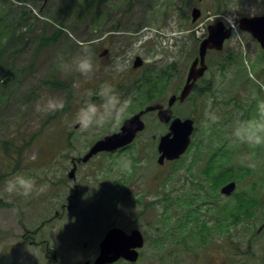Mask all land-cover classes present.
Segmentation results:
<instances>
[{
	"label": "rangeland",
	"instance_id": "374dc122",
	"mask_svg": "<svg viewBox=\"0 0 264 264\" xmlns=\"http://www.w3.org/2000/svg\"><path fill=\"white\" fill-rule=\"evenodd\" d=\"M263 14L264 0H0V35L16 36L0 59V264L4 244L71 243L69 228L99 243L113 226L143 233L136 264H264V132L241 138L264 120V50L239 24L222 51L208 52L199 93L173 106L195 120L183 157L158 164L169 124L149 112L131 146L81 160L127 118L180 93L209 25ZM85 56L93 68L81 72ZM169 65L170 79L157 80ZM146 77L156 87L138 89ZM212 158V174H225L217 189L203 172ZM17 173L34 180L27 196L6 190ZM231 181L232 196L219 194ZM242 199L243 218L228 217Z\"/></svg>",
	"mask_w": 264,
	"mask_h": 264
},
{
	"label": "water",
	"instance_id": "95a60500",
	"mask_svg": "<svg viewBox=\"0 0 264 264\" xmlns=\"http://www.w3.org/2000/svg\"><path fill=\"white\" fill-rule=\"evenodd\" d=\"M192 16L193 21H196L201 16L200 9H193ZM239 26L241 30L250 32L264 49V15L258 17H243L239 20ZM208 31L209 35L200 44L199 56L191 65L187 81L179 96L172 95L168 100L167 107L160 103L149 105L138 114L126 119L119 132L107 135L103 139L98 140L82 158L83 162L88 161L100 152H114L129 146L138 134L145 129L142 116L152 111L158 112V117L162 123H170V131L161 136L159 140L158 150L160 157L158 163L163 165L166 160H177L187 151L191 143V135L194 131V120L191 118L183 120L179 117H174L172 108L178 99L182 102L186 100L191 94L196 81L205 74L208 68L206 64L208 51L222 50L225 41L232 35V29L226 28L221 21L210 25ZM142 64L143 60L137 57L134 67L138 68ZM75 171L76 169L74 168L70 172L69 178H75ZM235 188L236 183L231 182L222 188V193L230 195ZM143 245L144 238L140 230L135 229L127 233L122 229L114 228L108 232L102 241L101 253L95 264L113 263L120 257L135 262L139 258L138 248H142Z\"/></svg>",
	"mask_w": 264,
	"mask_h": 264
},
{
	"label": "flooded vegetation",
	"instance_id": "af4514ba",
	"mask_svg": "<svg viewBox=\"0 0 264 264\" xmlns=\"http://www.w3.org/2000/svg\"><path fill=\"white\" fill-rule=\"evenodd\" d=\"M61 229L66 230L63 227ZM68 230V235H75L71 243L30 241L4 244L2 264H94L101 251L100 242L96 243L87 233L75 232L71 228ZM34 235L31 233L30 238ZM119 261L129 263L123 259Z\"/></svg>",
	"mask_w": 264,
	"mask_h": 264
},
{
	"label": "clouds",
	"instance_id": "9594fccd",
	"mask_svg": "<svg viewBox=\"0 0 264 264\" xmlns=\"http://www.w3.org/2000/svg\"><path fill=\"white\" fill-rule=\"evenodd\" d=\"M221 22L224 23L226 28L236 30L238 28V20L232 17L223 16L221 17ZM77 68L81 72L91 71L93 68L92 58L90 56H85L80 58L76 62ZM115 94L109 96L110 102L116 101ZM261 115L264 117V102L260 104ZM256 133L254 135L242 136V139H247L249 142H259L261 136L258 134L264 132V120L257 121L254 125ZM236 134L239 135V130L236 131ZM130 161H125L122 167L126 170L130 167ZM34 186V180L31 177H28L24 174H14L5 181V187L8 192L18 191L21 195L27 196L31 192Z\"/></svg>",
	"mask_w": 264,
	"mask_h": 264
},
{
	"label": "trees",
	"instance_id": "16d2710c",
	"mask_svg": "<svg viewBox=\"0 0 264 264\" xmlns=\"http://www.w3.org/2000/svg\"><path fill=\"white\" fill-rule=\"evenodd\" d=\"M5 29H6L5 33H3V34L0 35V59H2V57L4 56V54L7 53L8 48L10 46V43L6 45L5 42L7 40L12 41L16 37V36L15 37L14 36H7V32L9 30V28L7 27ZM62 33H63V30H61V29L58 30L56 32L55 36L52 38L53 41L55 39L59 38ZM167 68H168L167 69V72L165 70H161L160 75L156 78L157 80H159V79L160 80H164V78H166L167 80L170 79V74H171L172 71L175 70V67L173 65H169ZM152 81L153 80L148 79L147 77L144 78V80H141L140 82H138L140 84V86H139L138 89H140L141 85H143V84H150ZM152 87H156L155 84H154V81L152 83ZM194 91L197 94V92L199 90L196 87ZM208 91H210V88L209 87L206 88L205 93L208 92ZM153 92L154 91L151 90L150 95H148L150 98L153 96ZM135 93H137V92H135ZM205 166H208V167L206 169H204V171H203L204 174L206 175V177H209L212 181L213 180H215V181L217 180L218 181V185L217 186H214V187H216L215 189L219 188L221 186V184H219V181L222 179L223 176H225V174H223L222 176H216V175H213L212 174V171L214 170V166H215V161H214L213 158L210 161H207V163H206ZM223 181L226 182V179H224ZM211 195L216 196V191L214 190V188L212 190ZM247 206H248L247 199H242V200L238 201L235 204V206L233 205L232 207H227L226 208V210H227V216L230 217V218L237 217L238 219H241V218H243V216H241L240 214L242 212H246V207ZM180 227H181V225H180ZM175 229H177V226H174V227L171 228V230H175Z\"/></svg>",
	"mask_w": 264,
	"mask_h": 264
}]
</instances>
